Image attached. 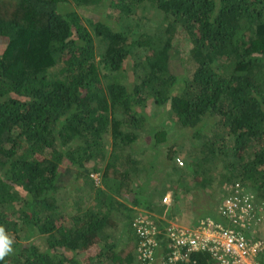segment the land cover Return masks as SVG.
I'll list each match as a JSON object with an SVG mask.
<instances>
[{
	"label": "trees",
	"instance_id": "trees-1",
	"mask_svg": "<svg viewBox=\"0 0 264 264\" xmlns=\"http://www.w3.org/2000/svg\"><path fill=\"white\" fill-rule=\"evenodd\" d=\"M143 3L162 14L159 34L131 35L122 24ZM101 5L118 16L88 18L90 32L76 7L98 12ZM178 29L191 42V78L169 69ZM93 36L104 43L98 60ZM59 63L57 75L48 74ZM148 98L168 106L201 141L186 153L190 189L217 203L222 184L239 180L264 202V0H0V226L13 238L0 264H210L200 251L174 259L165 221L150 258L138 257L143 239L132 226L140 213L121 200L135 207L136 194L150 197L158 162L157 155L145 159L139 182L132 147L149 137V147L164 145L172 160L179 144L166 142L145 113ZM97 172L98 186L91 177ZM71 180L82 183L71 185L77 198L66 216L57 194ZM83 183L90 194L78 193ZM204 208L189 227L204 215L218 218L217 207ZM115 228L118 236L108 241Z\"/></svg>",
	"mask_w": 264,
	"mask_h": 264
},
{
	"label": "rangeland",
	"instance_id": "rangeland-1",
	"mask_svg": "<svg viewBox=\"0 0 264 264\" xmlns=\"http://www.w3.org/2000/svg\"><path fill=\"white\" fill-rule=\"evenodd\" d=\"M96 8L101 9V11L94 12L92 10L93 6L83 8L76 7V10H78L82 21L90 32H92L94 28V26L92 25V20H89L91 19L90 17L95 18V16L98 15L101 17V19L106 18L107 22H113L114 17L118 16L117 12L112 11L108 5H101ZM121 21L122 24H124L125 27L128 28L131 35H137L142 31L147 33L159 34L162 25V14H158L154 7H152L149 3H143L133 9V11L128 16L121 18ZM93 40L95 45L96 60H98L104 51V43L97 36H93ZM190 47L191 42L187 38L186 34L183 32V30L178 29L175 35L172 49L170 51L171 58L169 63L170 71L178 77L187 76L191 78V75L195 69L194 62L189 60ZM137 54L140 53L134 54V59H138L136 58ZM60 68L61 63L52 67L49 70L48 74L51 75L52 73L53 76L55 74L57 75V72ZM102 72H105V70L102 69ZM105 80L107 79L105 77H102V81ZM145 113L151 116L154 123H158V125L161 126L160 129L161 131H163V137L165 138L167 136L166 142L176 140L177 142H179V144L176 147L175 157L172 160H167L165 158L167 149L164 145L150 148V138L140 136V138L137 139V142L132 147V149L135 150V152L132 153V157L141 161V164L139 165V182L142 181L144 172L146 171L145 169L148 168L145 163V159L150 158L152 155H157L156 159L158 164L156 165L157 167L155 169V180H153V182H151L149 186V193L151 194L150 197H147L146 195L136 194L135 198L137 205L135 207L131 206L128 199H122L121 201L126 205L127 208L131 209L132 215L140 213L150 215L155 218L161 217L168 222H175L180 225L182 224L186 226L192 223L194 219L202 213V211H205L204 207H208V209H213L216 211L218 201L216 203V200H211L210 197L208 198L207 196H205V194L200 190L190 189L192 187L191 176L185 175V173H188V155L186 153H188L189 150H193V143L201 142L199 138L193 137V129H182L180 125L176 123V120H174L169 107L156 104L152 98H148ZM212 125L213 120H209L203 130L204 134L211 133V128L213 127ZM106 141L109 144L108 145L106 143V149L109 151L111 150L110 136H108V139ZM177 158H179L183 162V165H180L177 162ZM225 161L230 162V158ZM161 164H170V166L161 168ZM172 164L173 167L171 166ZM153 166L155 168V165ZM142 168L144 170H142ZM77 169L79 168L77 167ZM99 175L100 173L98 174V172L91 174L93 185L98 186L101 184ZM74 183L79 184L82 183V181L71 180L66 189L62 188L57 194L60 208L59 211L61 213L63 212V215L66 216L74 213L71 204H69L72 200V197L73 199L77 198V195H75V193H70V191L75 192L74 188L71 186ZM90 186L91 185L88 186L83 183V188L78 193L90 194L92 189V187ZM161 189L166 190L165 193H168V195H170V206H163L164 204L161 203L159 196L161 193ZM150 201L152 202V204L149 203ZM88 204L89 199L85 198L83 207H86ZM121 212L125 214L126 210L122 209ZM215 217L216 216H214V218ZM117 226L119 228H122L120 241L123 242L127 238V229H124L123 220L121 218H119ZM110 231L111 236L108 238V241L114 240L119 233L118 228L110 229ZM261 234L264 236V231ZM98 245L101 246V243L98 242ZM94 251L95 253H97L96 248ZM83 255H85V253H82V256ZM90 263L106 264L103 259H93Z\"/></svg>",
	"mask_w": 264,
	"mask_h": 264
},
{
	"label": "built area",
	"instance_id": "built-area-1",
	"mask_svg": "<svg viewBox=\"0 0 264 264\" xmlns=\"http://www.w3.org/2000/svg\"><path fill=\"white\" fill-rule=\"evenodd\" d=\"M182 165V161L177 159ZM217 205L218 218L202 216L195 227L169 222L164 227L174 248V259L188 261L192 252H205L210 264H262L264 254V202H258L249 186L240 181L224 182ZM162 203L170 205V195ZM163 218L139 214L133 226L143 240L138 246L141 260L150 258L154 238ZM181 251H184L181 253Z\"/></svg>",
	"mask_w": 264,
	"mask_h": 264
},
{
	"label": "clouds",
	"instance_id": "clouds-1",
	"mask_svg": "<svg viewBox=\"0 0 264 264\" xmlns=\"http://www.w3.org/2000/svg\"><path fill=\"white\" fill-rule=\"evenodd\" d=\"M179 159V158H177ZM176 159V160H177ZM183 165V162H182ZM234 181H239V180H234ZM231 181V182H234ZM228 182V181H227ZM241 182V181H240ZM243 183V182H241ZM168 194V193H165ZM164 194V195H165ZM163 195V196H164ZM163 198V197H162ZM162 198H161V203H162ZM163 204V203H162ZM218 204V203H217ZM163 206H168V205H163ZM170 206V205H169ZM206 216V215H204ZM162 221H165L166 223H169L168 221H166L164 218ZM189 226V225H188ZM13 252V238L10 236V234H8L5 230L4 226H0V260H4V258L6 256H8L9 254H11Z\"/></svg>",
	"mask_w": 264,
	"mask_h": 264
}]
</instances>
